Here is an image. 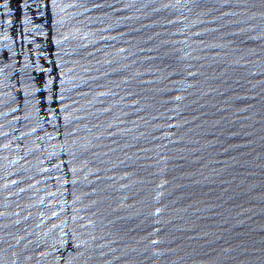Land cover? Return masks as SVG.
Instances as JSON below:
<instances>
[{
    "label": "water",
    "instance_id": "1",
    "mask_svg": "<svg viewBox=\"0 0 264 264\" xmlns=\"http://www.w3.org/2000/svg\"><path fill=\"white\" fill-rule=\"evenodd\" d=\"M0 264H264V0H0Z\"/></svg>",
    "mask_w": 264,
    "mask_h": 264
}]
</instances>
